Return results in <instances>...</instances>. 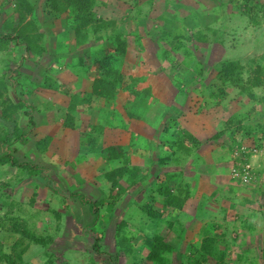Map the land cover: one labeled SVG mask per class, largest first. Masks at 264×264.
<instances>
[{
	"label": "rangeland",
	"instance_id": "1",
	"mask_svg": "<svg viewBox=\"0 0 264 264\" xmlns=\"http://www.w3.org/2000/svg\"><path fill=\"white\" fill-rule=\"evenodd\" d=\"M20 1L31 4L34 12L29 14L27 10H21L23 4ZM45 2L0 0V35L14 38L7 45H0V74L15 77L14 83H6L4 97L9 105H16L17 97L35 88L30 86L28 89L27 82L21 83L24 78H38L40 87L53 84L43 76L47 71L63 72L80 58L87 70H91L92 65L98 70L89 54L98 50L103 41L97 43L95 38L104 39L106 45V37L112 34L111 29L95 32L93 26H87L78 36L87 39L76 38L69 10L61 14L47 13ZM242 6L241 0H97L92 8L95 18L115 20L116 28L124 32L128 42L127 72L123 69L125 59L122 71L127 78L129 76V88L136 89L134 98L141 100L147 88L151 90V86L161 85L160 78L148 80L145 76L148 72L140 69V65L146 63L144 58L160 55L174 58L170 63L166 62L172 65L169 74L166 73L169 78L166 82L170 86L183 88L185 92L193 88L202 94L208 90L213 108L207 112L216 116L217 127L213 129L212 141L208 142L213 163L207 168V181L201 182V189L193 187L194 199L182 208L164 211L157 189L166 178L156 163H150L136 153L139 148L151 145L143 143L142 139L150 137L154 128L150 127L145 133L140 123L133 124L132 132L127 129L129 133L117 136L107 133V139L100 147L104 149L100 150L89 139L90 133L95 131L92 127H97L100 122L80 117V122L69 126V121L63 122L67 111L59 106L58 111L47 114L49 122H36L28 144L16 143L12 147L13 156L20 163L29 162L42 169V174L51 180L58 193L53 192L38 174L32 175L11 165L0 166V257L3 254L12 256L10 261L0 258V264H264V107L230 88H224L225 96L220 100L215 78V66L224 60H238L245 68L254 69L256 64L264 68V14L257 15L255 24L247 19ZM21 13L26 15L22 20ZM28 27L26 38H17L19 31ZM200 30L207 36L204 42L189 40V43L181 39L191 51L189 57L166 43L173 33L189 35ZM60 32L64 36L60 38L64 40L58 39ZM136 36H139L138 42ZM27 42L43 49L39 55L44 54L46 59L38 60L43 63L31 57L34 55L31 50H26ZM75 51L77 54L73 55ZM47 59L51 62L45 64ZM80 62L77 67L82 69ZM37 70L43 80L36 75ZM82 80L89 82L85 87L92 91L88 75ZM84 83L80 84L84 86ZM36 92V96L28 97L25 109L30 113L28 105L32 106L40 121L44 119L38 110L44 109L42 104L46 97L41 90ZM255 92L264 96V89ZM187 97L185 94V101ZM188 102L190 106L185 105ZM136 104L134 101L132 109H136ZM115 105L116 102L112 111ZM182 108L190 115L203 110L201 105L190 100L184 102ZM85 109L89 110L87 106ZM101 112L105 111L98 109V113ZM89 113L83 111L82 114L88 116ZM31 115L36 118L34 112ZM4 117L9 121L0 118V134L12 130L14 125L28 129V119L22 110L13 113L12 119ZM151 126L154 125L151 123ZM48 134L51 137L49 146L41 151L37 141ZM88 146L89 153H82L81 148ZM109 146L121 152L125 149L123 146L127 148V154L134 160L130 162V168L140 166L141 162V166L149 169L144 175L137 170V179L119 198L116 197L117 190L112 188L113 179L107 175L123 163L106 160L105 150ZM70 193H81L86 199L99 203L100 217L92 227H89L93 219L87 205L68 198ZM148 202L154 210L163 212L161 220H151L143 213L142 208ZM110 203L114 206L107 212L105 205ZM18 225L30 229L44 240L45 245L23 238L16 229ZM117 228V234L122 228V237L115 234ZM87 231L97 236L101 234L99 253L92 249L93 238ZM155 237H160L171 247V251H159L160 263L146 259L150 249L144 240ZM126 240L131 245L128 252L119 249V244ZM204 242L209 245L205 250L201 248ZM207 250L213 251L214 256H209ZM19 251L20 262L15 259Z\"/></svg>",
	"mask_w": 264,
	"mask_h": 264
},
{
	"label": "crops",
	"instance_id": "2",
	"mask_svg": "<svg viewBox=\"0 0 264 264\" xmlns=\"http://www.w3.org/2000/svg\"><path fill=\"white\" fill-rule=\"evenodd\" d=\"M61 36L64 37L60 32L58 39L64 40V38H60ZM39 51H31L34 55L31 57L35 61H38L39 59L41 60V58L46 59V56L44 54L39 55ZM72 54H77V52L75 51ZM89 56L90 59H92L93 56L91 54H89ZM124 59L123 69L126 71V57ZM78 60L79 61L77 63H79L80 60L82 61L80 62L83 66L82 69L81 67L78 68L76 63L69 66V69H65L63 72H56L53 69L49 70L43 76L46 78L45 80H50L53 84H46L43 87L36 86L33 90L26 91L22 96L23 99L27 101L30 95L36 96V90L38 89L41 90V94L46 97V100L44 101L45 104H42V106L44 105V109L38 110V113L42 114V118L44 120L40 119V121H38V114H35V110L33 111L34 116L36 117H33L35 125L36 122H49V116L47 114L58 111V107L61 106L64 111H67L63 122H66L67 120L70 122V125H73V122H80V117L82 119L88 117L91 120L94 119L95 122H100V125H96L97 127H92L95 128V131H92V133H90L89 138L91 139V143L97 146L100 150L104 149L100 147L103 145V141L107 139V133H112L116 136L129 133L127 129L132 132L133 124L136 125L140 123L142 124L143 132L145 133L150 130V127H153L154 129L153 131L151 130L152 133L150 137H143L142 139L143 143H148V145H151L147 146V148H139L138 150H136V153L142 156L145 160L150 161V163H156L158 165L157 167L159 172H161L164 177L168 174L180 175L181 178H183V182L189 185L190 190H192L190 198L187 199L184 204L186 205V203L192 201L194 199L193 187H195V189H201V182L207 179V168H210L209 166H212L213 163V156L211 155L212 152L208 150V142L212 141L213 139V135L215 134V132H213V129L214 127H217V122H214L216 116L213 114V112H207L209 109L213 108L212 106H210V99L208 98L209 95H207L208 90H205L204 94H202L201 92H199V90L197 91L193 88H190L185 92L183 88H174L173 86H170L168 82H166V80H169L167 74H169L168 71L171 64L168 65L166 64V62L170 63L174 60V58L171 55L165 57L160 55L158 58H144L146 63H142L140 65L141 70H146V72H148L145 73V76L148 78V80L155 81L154 79L160 78L158 79V82L161 84L160 86L156 84V86H151L153 87L151 88V90L147 88L143 93L145 96L141 100L133 97V94L137 93L135 88H121L113 93L111 97H109L108 93H103L99 89L94 88L95 82L98 77L95 67L92 65V69L87 70V66L86 64H84V60H82L81 58ZM38 62L43 63L40 61ZM49 62H51V59H47V62L45 64H48ZM36 75L43 80V78L39 75L38 70L36 71ZM87 75L92 85V91L88 90L87 87H85V84L87 85L89 82L84 83V81L82 80H85V77ZM80 78L82 79L80 80ZM31 79L33 80L34 78L31 76L29 79L24 78V80H19H21V83H29ZM79 80L81 82H79ZM77 82H79V86L77 85ZM80 83H84V86H82ZM29 88L30 85H28V89ZM185 94H188L187 100L201 105L203 110H201L199 114L190 115L188 111L182 108L184 102L187 101H185L184 98ZM195 94H197V97H194ZM48 99L50 100L48 101ZM134 101H137L136 109H132V104L134 103ZM115 102L116 105L114 111H112V105ZM185 105L190 106L189 102L185 103ZM85 106H87L92 112L86 110ZM220 107L222 108V106ZM98 109H101L105 112H101V114H99ZM21 110L24 115L26 109L23 108ZM83 111H85V113H90L88 114V116H86L82 114ZM127 114L129 116H127ZM187 117L189 119H186ZM49 120H51L50 122H52L51 118H49ZM150 122L154 126H151ZM41 126H43V129H45L44 124L41 123ZM32 130L33 129H30L29 136L33 135L31 134ZM187 136H191V138L195 140L194 142L196 143V145H194ZM180 140L183 141V146H186L190 149V153L185 157H182L179 156L178 152L176 157L173 158L172 154L176 150V144ZM129 142L130 140L128 139V142L126 144L128 145ZM88 143L90 142L88 141ZM123 148L122 149L124 150V156L126 155L128 163L130 164V162H133L134 160L130 159V156L127 154V148L125 146H123ZM81 149L82 153H89L88 151L90 150V147H82ZM154 155H156V158H154ZM166 157H170L169 161L167 162L162 160ZM123 159L124 158L112 159L111 161L118 164L119 160H121L123 163ZM94 161L96 163V159H94ZM141 165L142 164L140 162V166L136 165L133 166V168H139V172H142L143 175L144 173H148L149 169L146 166ZM201 170L202 172H199ZM215 171L216 173H218L217 169H215ZM197 172H199V174L201 175H199ZM199 176H204L205 179ZM131 187L133 190L135 189V186ZM148 205L152 206V204H150L149 202Z\"/></svg>",
	"mask_w": 264,
	"mask_h": 264
},
{
	"label": "trees",
	"instance_id": "3",
	"mask_svg": "<svg viewBox=\"0 0 264 264\" xmlns=\"http://www.w3.org/2000/svg\"><path fill=\"white\" fill-rule=\"evenodd\" d=\"M243 6L241 7L243 9L244 14L247 16V19L250 22H253L257 24V18L259 13L264 14V0H241ZM21 2V1H20ZM23 7L21 6V10H27V13L32 14L34 12L33 6L29 3H24ZM97 4V0H46L44 9H46L47 13L56 12L57 14L70 12L71 14V20L72 24L74 25L75 29V35L76 38L82 39L86 38L84 36H80L81 31L86 28L87 26H93L95 32L99 29H111L112 34L108 35L105 39L106 45L103 44L104 39H101L100 37L95 38V42L99 43L100 41H103L101 44V47L98 48V50L91 53L93 56L91 59V62L96 63L95 65L98 67V77L95 82L94 88L99 89L103 93H108L109 97L112 96L113 93H115L118 89H128L129 83L127 76H125L122 73V63L124 60V57L126 55L127 51V40L125 38L124 32L120 30V28H116V21L110 20V21H102L97 20L95 18L94 13L92 12V8ZM21 12V11H20ZM21 20L25 18V14L21 13L20 15ZM28 28H25L21 31H19V34L17 38H26V31H28ZM170 32V31H169ZM171 33V32H170ZM173 37L171 39H166V43L170 46H173V48L177 51H181L183 55L189 57L191 55V51L186 47V45H183L181 42V39H185L190 43V41H199L204 42L207 39L206 34L203 33L202 30L198 31L195 34H175L173 33ZM29 36V35H28ZM189 37V38H188ZM14 38H10L6 35H0V45H7L9 41H12ZM87 39V38H86ZM137 42L139 41V36H136ZM190 40V41H189ZM26 50L29 51H39L37 47L32 46L27 42ZM167 56V55H166ZM216 70V85L218 88V94L217 97L222 100L225 96L224 88H230L237 90L239 94L245 95L251 102H254L256 104H262L264 107V96H259L255 90L257 89H264V68L256 64L254 69L245 68V65H242L240 61L238 60H224L220 64L215 66ZM15 77L13 75H0V118H4L3 121H9L6 120L4 116H12L13 113L20 111L21 109L25 108L27 105L25 99H23L22 94L17 97L18 101L16 102V105H13L8 103L7 99L4 97V94L7 92V84L8 81L11 83H14ZM39 79L34 78L31 79L28 85L32 87H36L39 85ZM32 89V88H31ZM33 90V89H32ZM94 91V90H93ZM24 92V91H23ZM95 93V91H94ZM28 94V93H26ZM96 94V93H95ZM107 97V96H104ZM29 111L24 112V115L27 117V128L23 129L18 127L17 125H14L12 130H4L0 134V166L1 165H11L12 167H19L21 169H24L26 171H29L32 173V175L38 174L41 176L47 184H49L51 190L55 193L57 192V189L55 185L49 180L44 174H42V169L39 167L29 163V162H19L16 157L12 154V147L14 144L18 143L21 145H26L29 142V133L30 129L34 128L35 122L34 118L32 117V112L34 111V108L30 105H28ZM12 119V117L10 118ZM72 126V125H69ZM188 139L196 145L194 142L195 140L191 138V136H187ZM51 141V137L45 136L42 139H39L37 141L38 145L41 148V151H45L48 147L49 143ZM176 150L173 152L172 157H176L177 153L179 152V156L185 157L190 153V149L186 146H183V141H179L176 144ZM106 159L112 160V159H123V166L120 168L113 170L111 173L107 175L109 179H113L112 188H115L117 190L116 197H122L123 194L127 191H129L130 185L134 183V180L137 179V176L135 177V172L139 168H133L129 167L128 159L126 156H124V153L117 150L116 147H108L106 148ZM170 157H166L162 159L163 161H169ZM127 175V176H126ZM165 181L161 182L158 186L157 193L162 198L161 204L166 211V209H180L184 205L187 199L191 196V190L190 186L185 184L183 182V178H181L180 175H173L168 174L165 176ZM133 182V183H132ZM135 185V184H134ZM115 196H113V199H118ZM68 198H74L76 199L81 205H87L90 215L92 216V221L89 224V227H92L95 222L100 217V208L99 203L95 201H90L85 198V196L81 193H70L68 194ZM114 204L110 203L107 206L105 205V210L111 211L113 209ZM143 213L147 215L151 220L157 221L161 220L162 213L157 212L153 209V206L151 205H144L142 208ZM106 213V212H105ZM19 226V225H18ZM18 230V233L23 236V238L30 240L32 242H35L36 244H42L45 245L44 240L36 237L33 233H31V230L27 227H21L19 226L16 228ZM119 228L116 229L115 234H117ZM86 233L90 234L93 238L92 243V249L99 253L101 250L100 247V233L99 236H97L96 233H92V231H87ZM123 233V230L121 228L118 236H121ZM122 237V236H121ZM146 241V242H145ZM209 242H213V240L208 239ZM145 244L149 247L150 251L149 254H147V261L149 262H158L160 263L161 259L159 257L160 253L159 251L162 249H166L165 251H171V247L164 243L163 240L160 237H155L151 240L147 239L144 240ZM119 249L122 251H130V243L126 240L125 243L122 241V245L119 244ZM203 247V250H205L207 247H209L208 244L202 243L201 248ZM119 250V251H120ZM119 251H116V254L119 253ZM208 254L209 256H214L215 253L210 252L209 250ZM22 252V251H21ZM16 260L20 262V251L16 254ZM262 257L264 259V246L262 248ZM2 259L9 260L12 258L10 255L3 254L1 255ZM12 262V261H11ZM12 264V263H11ZM15 264V263H14Z\"/></svg>",
	"mask_w": 264,
	"mask_h": 264
},
{
	"label": "built area",
	"instance_id": "4",
	"mask_svg": "<svg viewBox=\"0 0 264 264\" xmlns=\"http://www.w3.org/2000/svg\"><path fill=\"white\" fill-rule=\"evenodd\" d=\"M234 175H237V174H234Z\"/></svg>",
	"mask_w": 264,
	"mask_h": 264
}]
</instances>
